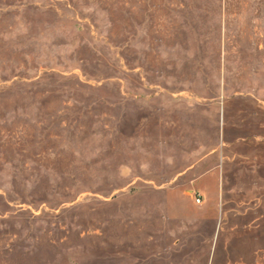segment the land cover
<instances>
[{
	"label": "rangeland",
	"instance_id": "374dc122",
	"mask_svg": "<svg viewBox=\"0 0 264 264\" xmlns=\"http://www.w3.org/2000/svg\"><path fill=\"white\" fill-rule=\"evenodd\" d=\"M0 264H264V0H0Z\"/></svg>",
	"mask_w": 264,
	"mask_h": 264
},
{
	"label": "crops",
	"instance_id": "0c3cea01",
	"mask_svg": "<svg viewBox=\"0 0 264 264\" xmlns=\"http://www.w3.org/2000/svg\"><path fill=\"white\" fill-rule=\"evenodd\" d=\"M240 249H242V246L240 245V243L236 244L237 256H239Z\"/></svg>",
	"mask_w": 264,
	"mask_h": 264
}]
</instances>
